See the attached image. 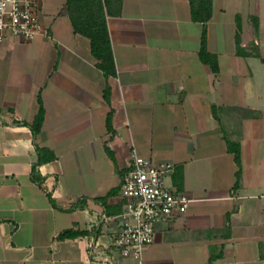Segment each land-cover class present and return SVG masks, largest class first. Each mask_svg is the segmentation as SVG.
Wrapping results in <instances>:
<instances>
[{"label": "crops", "instance_id": "1", "mask_svg": "<svg viewBox=\"0 0 264 264\" xmlns=\"http://www.w3.org/2000/svg\"><path fill=\"white\" fill-rule=\"evenodd\" d=\"M109 1L115 75L67 0H38L47 33L0 41V264H264V0H214L218 72L200 57L190 0ZM38 146L54 157L39 161ZM133 150L173 162L167 183L194 199L124 256L114 241ZM68 228L81 232L60 237Z\"/></svg>", "mask_w": 264, "mask_h": 264}, {"label": "built area", "instance_id": "2", "mask_svg": "<svg viewBox=\"0 0 264 264\" xmlns=\"http://www.w3.org/2000/svg\"><path fill=\"white\" fill-rule=\"evenodd\" d=\"M47 33L38 0H0V41L9 37L33 39ZM173 162H156L132 152V163L121 184L127 201L114 244L124 256L142 254L155 239L156 223L184 213L193 197L167 183Z\"/></svg>", "mask_w": 264, "mask_h": 264}, {"label": "trees", "instance_id": "3", "mask_svg": "<svg viewBox=\"0 0 264 264\" xmlns=\"http://www.w3.org/2000/svg\"><path fill=\"white\" fill-rule=\"evenodd\" d=\"M191 14L195 21L203 24L201 34L200 57L208 63L213 71L218 72L220 69L218 56L208 49V21L212 18L214 10V0H190ZM69 15L74 26V30L86 35L91 40L92 52L97 58V64L102 68L107 76L115 75L117 72L112 42L107 24V13L111 12L109 0H67ZM237 29L235 34L237 51L245 54L242 41V17L236 15ZM256 22V26H257ZM109 85L105 88V96L109 98ZM44 118L43 106L40 107L35 120L31 124L34 132H38L42 126ZM228 146L234 152L235 160L239 166L237 175H240L241 167V150L240 144L227 138ZM40 151V160L43 161L54 157V153L49 149L38 146ZM35 171V166H34ZM81 231L68 228L60 233V237L75 236Z\"/></svg>", "mask_w": 264, "mask_h": 264}]
</instances>
